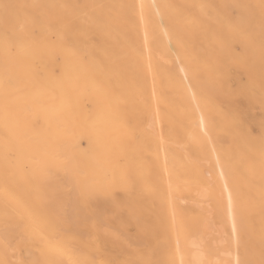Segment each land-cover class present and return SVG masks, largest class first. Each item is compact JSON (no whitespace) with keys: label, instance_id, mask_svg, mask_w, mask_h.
Segmentation results:
<instances>
[{"label":"bare ground","instance_id":"1","mask_svg":"<svg viewBox=\"0 0 264 264\" xmlns=\"http://www.w3.org/2000/svg\"><path fill=\"white\" fill-rule=\"evenodd\" d=\"M0 264H264V0H0Z\"/></svg>","mask_w":264,"mask_h":264},{"label":"rangeland","instance_id":"2","mask_svg":"<svg viewBox=\"0 0 264 264\" xmlns=\"http://www.w3.org/2000/svg\"><path fill=\"white\" fill-rule=\"evenodd\" d=\"M248 118H250V116L248 115ZM252 119V117L249 119V120H251Z\"/></svg>","mask_w":264,"mask_h":264}]
</instances>
